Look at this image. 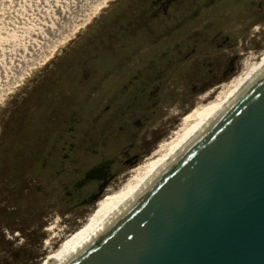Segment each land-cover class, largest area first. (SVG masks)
<instances>
[{"label":"flooded vegetation","instance_id":"flooded-vegetation-1","mask_svg":"<svg viewBox=\"0 0 264 264\" xmlns=\"http://www.w3.org/2000/svg\"><path fill=\"white\" fill-rule=\"evenodd\" d=\"M227 1L99 0L98 7L105 11L96 17V27L86 28L85 21L92 11L91 15L80 16L76 27L79 42L68 44L74 40L71 32L75 30L65 32L70 35L62 48L64 59L49 65L51 71L46 70L47 75L33 76L26 94H22L2 124L0 205L53 207L50 188L55 177L50 171V154L42 146L51 140L52 128L75 123L80 109L99 110L96 104L104 99L106 106L102 112L109 116L98 136L102 152L88 146L84 150L97 159L89 170H102L87 181L83 178L89 170L73 181L66 177L59 200L71 208L95 205L88 204L89 200L101 190L100 199L119 174L144 154L141 147L135 151L142 132L148 129L159 132L153 128L157 120L168 125L172 118L181 119L179 116L192 108L188 110L187 106L190 97L218 88L236 73L239 57L238 54L226 57L224 49L230 40L223 30L206 26L207 34L202 41L196 39L200 31L198 21L212 20L220 12L224 13L221 19L225 18L230 8ZM239 1L233 2L240 5L234 8L252 16L264 15L263 0H243L241 4ZM21 4L30 7L28 0ZM221 4L226 6L223 10ZM216 5L219 12L214 10ZM183 30L188 42L191 40L184 56L181 54ZM24 67L31 70L34 64ZM20 77L10 83L11 87L20 83ZM10 88L4 94L14 90ZM175 105L178 112L167 116V107ZM160 126L161 130L163 125ZM109 144L113 152L107 153ZM39 154L45 158L40 169L35 167ZM67 158L63 157V164Z\"/></svg>","mask_w":264,"mask_h":264},{"label":"water","instance_id":"water-1","mask_svg":"<svg viewBox=\"0 0 264 264\" xmlns=\"http://www.w3.org/2000/svg\"><path fill=\"white\" fill-rule=\"evenodd\" d=\"M58 264H264V65Z\"/></svg>","mask_w":264,"mask_h":264},{"label":"rangeland","instance_id":"rangeland-1","mask_svg":"<svg viewBox=\"0 0 264 264\" xmlns=\"http://www.w3.org/2000/svg\"><path fill=\"white\" fill-rule=\"evenodd\" d=\"M21 1L22 0H0L1 53L3 50L5 51V49L9 51L12 45L13 47H17L20 41H23L25 43L28 42V36L26 35V37H20L23 35H21L19 31L16 34H10L11 30H14V27L17 26L19 22H21V20H19L18 22L13 23V11L11 10V7L15 5V9L19 10V4L21 3ZM236 1L237 0L227 1V7L230 8L229 13L226 12L227 15L225 18L221 19V17H224V13L220 12L219 15L217 17H214V19L212 20H200L197 23L200 31L198 32L199 35L196 37V39L199 43L202 41L203 36L207 34L206 26L209 27L210 25L214 27V29H219L221 31L223 30L224 32L222 31V33L228 36L230 41L228 42V46L224 49L226 57H232L235 54H238L239 57V62L236 66V73L232 77H230V80L234 76H237L242 71H244L246 63L249 64L259 61V59L261 58L260 55L264 52V15L254 14L252 16L249 12H246L241 8H234L240 6L233 3ZM242 1L243 0H240L239 3L241 4ZM54 2H56V0H54ZM74 2H78V0H71V2L69 3L70 7H72L71 5L76 4ZM28 3V5L30 6L29 9H36L37 6H39L38 8H42V4H44L41 0H28ZM225 7L222 6L220 9L223 10ZM90 8L92 10V15L91 13H87L91 16H88L85 21V23H87L86 28L96 27V17L100 12L105 11V9L102 10L101 7H98L96 8L97 10L93 11V5ZM216 8H218L217 5L214 8L215 12H219L216 10ZM24 11L22 9V11H20V13L17 15L23 16ZM35 11L36 10H34V12ZM39 11L37 10L36 12ZM53 11L54 10L52 8L49 9V16L55 14ZM81 11V13L74 14V16L79 18L86 13L83 10ZM40 16L47 17L46 15H42L41 13ZM75 17H73V20L70 21L77 22L73 29L75 31L71 32V38L73 37L74 40L69 42L67 41L68 44L79 42L76 41V38H78L79 36L76 34V27L79 23L78 20L75 19ZM7 20H10V22L5 23L4 21ZM259 22L261 23L257 24ZM253 24L257 25L254 26ZM250 25H253V27H250ZM57 26L59 25L57 24ZM40 30L42 32L44 31L43 29ZM7 31H9V33ZM69 35L70 33H68V35L65 34L64 36H62V40H58V43L51 47L48 52L42 51L41 54L36 58L38 59L36 65H34L31 70H25V68H22L23 70L22 76L20 77V83H18V85L14 88V90H12V92H7L6 94H4V97L2 98L3 100L0 102V129H2V124L6 120V117L13 112L18 100L23 97L22 94H26L27 88L31 86V83L33 82V76L40 77L42 74L47 75L46 70H48L49 72L51 71L48 69L49 65L53 64L54 61L60 63L64 59V51L62 50V48L66 47L65 44L67 42L65 39H67ZM14 37L16 38V41ZM9 38L14 39V41L12 39L9 40ZM23 42H21L22 45H24ZM188 43L189 45H191V40L190 42H188V39L185 36V30H183V46L181 48V54L183 56L190 49L186 47ZM16 44L18 45L16 46ZM7 47L9 48L7 49ZM220 52H222V50L217 51L216 53L218 54ZM167 53L170 54L169 51ZM255 58L258 59L256 60ZM37 65L40 66L35 69ZM229 81L220 84L219 87L225 86ZM210 91H208V93H210ZM218 92L219 89L211 93L213 94L212 98L210 97L211 100L216 97ZM208 93H200L196 98L190 97L188 99L190 103L187 104L188 110L191 107L194 108L196 104L198 105V103L200 102L199 99L204 95H207ZM206 103L203 104L205 105ZM29 104H31V102H29ZM96 105L97 107L99 106L100 109L97 111L95 110V112L94 110H88L87 107L80 109L78 112V120H76L75 123L66 122V125L64 127L52 128L50 130L51 140L48 144L42 146V149L48 151L50 154V171L55 177V180L52 182V186L50 188L51 195L54 201L53 207H3V205H0V264H39L42 263L46 257L55 253L69 238H71L77 231L83 228L90 217L96 212V204L98 203V201L107 194H110L111 192L121 187V184H123L125 182V179H127V176L125 177V174H127V172H129L134 167L140 165L143 161L146 160V158L150 157L157 146L163 141H166L171 136L173 131L177 129L182 117L186 114L184 112V115L182 114L179 116H182L181 119L179 118L176 121L174 118H172L173 120H168L171 121L168 125L163 124L166 121L157 120L153 128L156 127V129H159V132H154L152 129H148V131L142 132L136 141L135 151H137V149L141 147L143 148L142 152L144 154L140 156L139 160L133 166L125 169L119 174L118 178L109 185V188L106 190L104 195L95 203V205L80 208L65 207L59 200L62 194L61 187L66 184V177L69 181H73L84 172L89 170L92 165H94V163H96L97 159L95 156L85 153L84 150L87 146L93 149L98 148L100 152H102L103 149L100 147L101 141L98 136L101 131L100 129H102V124L106 121L109 114H105L102 112L103 109H105L106 100L101 99L99 104ZM167 109V116H170L174 112H178V105H175L171 108L167 107ZM101 113L103 114L102 116L100 115ZM160 125H163L161 130ZM160 131H162V133H160ZM109 146L110 148H106L107 153L108 151L113 152L112 146L110 144ZM64 156H68V158L67 161L65 160L66 163L63 164ZM44 159V155L39 154L35 160V167L39 169L42 168L43 164L45 163ZM63 171H67V174H62Z\"/></svg>","mask_w":264,"mask_h":264},{"label":"bare ground","instance_id":"bare-ground-1","mask_svg":"<svg viewBox=\"0 0 264 264\" xmlns=\"http://www.w3.org/2000/svg\"><path fill=\"white\" fill-rule=\"evenodd\" d=\"M41 1L44 3L42 4L43 7H40L41 9L37 6L36 9L29 10L28 6L20 3L19 10H16V6H13L12 4V21L13 23H16L21 20V22L14 27V30H11L10 34H16L19 31L21 35H23L20 37L28 36V42L25 43L20 41L19 45L16 44V46L18 45L17 47H13L12 45L11 47L13 48L10 47L9 51L5 49V51L3 50L4 52L2 51L3 54L0 52V74L3 75V78L0 76V101L3 98L4 92L12 86L10 83H14L17 78L22 76V68H25V64L30 66L31 64L35 65L38 60L36 58L42 51L48 52L51 47L58 43L57 41L61 39L68 29H74L77 22H70L73 20V17H75L74 14L81 13V10L90 13V11H92L90 7L93 5V11L96 10L98 7L97 3L99 2V0H78V2H74L76 4L71 3L73 5L70 7L69 3L71 0H56V2H54V0ZM50 7L55 13L51 16H49ZM22 9L23 11L25 10L23 16L17 15ZM34 10H38L39 12H34ZM40 13L47 17L40 16ZM75 19H78V17H75ZM10 20H7V23H9ZM57 24L59 26H57ZM40 29H43L44 31L42 32ZM7 32L9 33V31ZM11 39L9 38V40ZM12 40L14 41V39ZM21 42H23L24 45H22ZM8 48L9 47H7V49ZM260 57L261 58L257 62L246 63L244 71L239 75L234 76L225 86L217 88L216 90L219 89V92L213 100H211V93L216 90H211L210 93L207 92V95L201 97L198 105L196 104L194 108L182 117L180 124L177 129L173 131L171 136L166 141L159 144L150 157L146 158V160L140 165L134 167L125 174L127 179L121 184L122 186L98 201L96 204V212L93 215L91 214L92 216L83 228L77 231L61 247L59 246L60 248L55 253L46 257L43 262L39 264H58V262L64 260L69 253L74 251L78 244H81L84 239L88 238L89 234L96 230L98 226L102 224L105 219L116 210V208L120 207L126 199L132 196L157 168L162 166L166 160L177 153L182 145L185 144L193 134L222 107L223 104L227 103L234 97L241 85L244 82H247L249 78L264 65V52ZM255 59L257 60L258 58ZM1 78L4 80L2 81ZM4 81L7 83H3ZM13 87L10 88V91L14 89ZM203 103L206 104L204 105Z\"/></svg>","mask_w":264,"mask_h":264}]
</instances>
